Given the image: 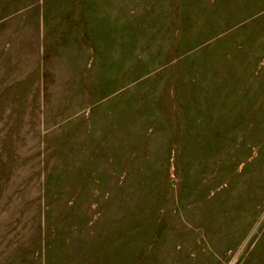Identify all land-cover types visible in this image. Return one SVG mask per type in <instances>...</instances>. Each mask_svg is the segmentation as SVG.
Segmentation results:
<instances>
[{"label":"rangeland","instance_id":"obj_1","mask_svg":"<svg viewBox=\"0 0 264 264\" xmlns=\"http://www.w3.org/2000/svg\"><path fill=\"white\" fill-rule=\"evenodd\" d=\"M0 264H264V0H0Z\"/></svg>","mask_w":264,"mask_h":264}]
</instances>
